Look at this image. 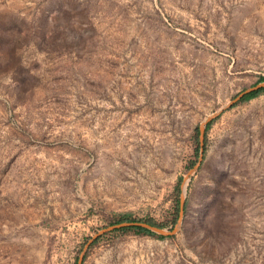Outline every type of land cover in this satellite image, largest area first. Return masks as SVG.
Wrapping results in <instances>:
<instances>
[{
	"label": "rangeland",
	"instance_id": "obj_1",
	"mask_svg": "<svg viewBox=\"0 0 264 264\" xmlns=\"http://www.w3.org/2000/svg\"><path fill=\"white\" fill-rule=\"evenodd\" d=\"M261 76L264 0H0V264H264Z\"/></svg>",
	"mask_w": 264,
	"mask_h": 264
},
{
	"label": "trees",
	"instance_id": "obj_2",
	"mask_svg": "<svg viewBox=\"0 0 264 264\" xmlns=\"http://www.w3.org/2000/svg\"><path fill=\"white\" fill-rule=\"evenodd\" d=\"M260 79H264V76H261ZM262 90H264V85H261V86H258L256 88L252 89V90H249L248 92H246L243 95V98H248V97L254 96L258 92H260ZM208 123H209V121L206 123V126L208 125ZM120 221H135V219L132 218V217H130L128 214H123V215H120L119 217H117L112 222L114 223V222H120ZM144 221L147 222L148 224H151V225L160 226L159 223L154 222L151 219H144ZM120 229H134L136 231H141V232H144V233H148V234H153V235H156V236H160V234H157L154 231H152V230H150V229H148L146 227H142L140 225H127V226L120 227Z\"/></svg>",
	"mask_w": 264,
	"mask_h": 264
},
{
	"label": "water",
	"instance_id": "obj_3",
	"mask_svg": "<svg viewBox=\"0 0 264 264\" xmlns=\"http://www.w3.org/2000/svg\"><path fill=\"white\" fill-rule=\"evenodd\" d=\"M213 115L214 114H212L211 116H213ZM127 225H140L142 227H146V228H149L151 230H155V231H159V232L164 231V230L159 229L158 226L148 224L145 221H122V222H119V223H116V224L109 226V228H111V227L115 228V227L127 226Z\"/></svg>",
	"mask_w": 264,
	"mask_h": 264
},
{
	"label": "built area",
	"instance_id": "obj_4",
	"mask_svg": "<svg viewBox=\"0 0 264 264\" xmlns=\"http://www.w3.org/2000/svg\"><path fill=\"white\" fill-rule=\"evenodd\" d=\"M94 260V259H93ZM90 261H88V263H89ZM94 263H95V261H93Z\"/></svg>",
	"mask_w": 264,
	"mask_h": 264
}]
</instances>
